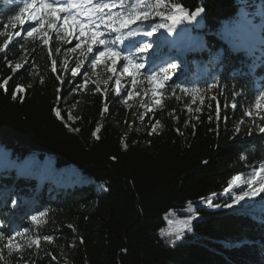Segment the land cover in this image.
<instances>
[{"label":"trees","instance_id":"1","mask_svg":"<svg viewBox=\"0 0 264 264\" xmlns=\"http://www.w3.org/2000/svg\"><path fill=\"white\" fill-rule=\"evenodd\" d=\"M262 1L167 0L165 17L173 4L202 9L206 27L174 59L157 108L140 123L138 108L114 90L112 60L89 61L87 47L105 49L93 31L108 47L116 43L118 27L109 21L132 18L153 0H92L94 16L74 37L49 28L54 18L44 9L43 27L37 20L39 31L22 39L14 33L24 5L0 0V49L8 44L0 53V84L8 80L0 88V156L10 163L6 170L0 164V264H264V45L255 43L251 54L246 48L249 34L264 37V17L256 34L241 19ZM135 56L156 58L120 54L114 66L128 75L124 58ZM129 71L126 84L134 80L141 93L150 87L143 71ZM30 155L34 169L25 162ZM71 167L79 180L66 176ZM45 168L58 175L38 174ZM237 175L239 193L256 191L258 208L200 206ZM188 204L197 205L191 229L163 236L168 212Z\"/></svg>","mask_w":264,"mask_h":264},{"label":"rangeland","instance_id":"2","mask_svg":"<svg viewBox=\"0 0 264 264\" xmlns=\"http://www.w3.org/2000/svg\"><path fill=\"white\" fill-rule=\"evenodd\" d=\"M142 0H138L141 2ZM31 2V0H29ZM37 4L40 3V0H36ZM45 3L53 4L54 8L64 7L67 10L65 12H57L55 13V25L57 28H64L67 33H71L68 35L70 37H74L78 31V24L73 21H79L83 26L90 24L91 19L94 16V7L91 5L92 0H59V2H55L54 0H44ZM15 3L24 5V0H15ZM68 4H72L71 8H68ZM83 6V7H81ZM143 6V5H142ZM167 0H160V3H157V0H153L152 5L146 7V10L143 11H135L134 15H144L148 14L149 20H132L131 23L128 24L127 28H121L116 36V43L110 44L109 48L113 51V45L116 48L117 52H119L122 56H127L129 53L139 54L145 52L148 55H155L156 58L153 61H145L140 56H135L131 60L134 64H142L143 67L138 69V71H143L144 74L149 76L148 83L150 85L149 88L143 89V92H138L135 87H133L134 80H131L126 84L125 79L127 78V74L123 71H119L117 67L114 65L109 68L111 74V80H113V87L116 94L121 98L124 105H135L138 108L139 118L137 121L140 123L143 121L140 119L143 116L145 117L146 112H149L148 109L154 110L157 108L158 101V92L157 89L162 85V82L165 80H170L173 77L172 71H168L170 67L176 66L177 60H174L178 56L183 54V51L186 50V45L188 41L193 37V34L183 33L184 29L182 26V19L173 24L171 19H167V17L173 16L175 13V9L172 7V11L168 12L169 14L166 17L163 15V11L168 9ZM243 13V12H242ZM42 16V13H40ZM68 17L67 24L64 23V18ZM264 16V0L262 1L259 10H252L251 13H243L241 14V19L247 23H253L256 25L261 20V17ZM117 17L120 20H131L126 14H119ZM54 18V17H53ZM23 19L25 21L24 24H21V34L20 37L27 35L25 29L27 28L29 31L32 26L37 27V20H29L28 13L25 12ZM165 19V20H164ZM112 23H116L117 27H119V20L115 19ZM165 25L164 27H160V25ZM156 28V31L153 32L151 36H147L145 33L151 31L152 28ZM171 27L172 31H168V28ZM256 27L253 26V31H255ZM129 32L134 33L133 35H129ZM93 33H97L93 31ZM181 34L182 44L175 47V38H177ZM160 36V37H159ZM17 37V36H16ZM120 37V39H117ZM160 38L161 42L158 40ZM254 36L249 38L247 50H249L250 54L253 50H256V47L252 48V43H254ZM102 39L101 36L98 35L95 37V40ZM264 39V38H263ZM165 45H164V44ZM144 44H151V48H148L144 51H140L141 46ZM92 45H94L92 43ZM264 45V44H263ZM101 46V44H100ZM105 50V49H104ZM104 50H96L93 49L92 53H89V61L99 57V51ZM119 59L116 58V61ZM76 74L78 70H75ZM73 73V72H72ZM155 77V80L152 78ZM119 81V83H117ZM137 88H142V86H136ZM131 93V96L128 95ZM152 129L156 127L151 125ZM133 130H139L134 125L131 126ZM25 162L27 165H30L31 169H34V165L32 164V155H30ZM47 164L50 166V160L46 159ZM0 164L1 169L6 170L10 167V163L7 161L5 153L1 152L0 156ZM21 166V165H20ZM26 167L22 171L24 173ZM50 170V169H49ZM48 172V168H45L38 174L44 175ZM7 175V173H6ZM57 172L50 170L48 172V177L53 179L57 176ZM66 176H75L77 180L78 171L71 167L66 171ZM232 185V183L230 184ZM229 185V186H230ZM237 185H241L237 183L236 185L228 186L222 193L218 194L216 197H210L205 202L200 204V206L207 208L209 210H217L221 209L220 207L227 209L228 211L232 210H247L249 208L256 209L260 205L257 202V195L246 197L245 200L240 201L239 203L234 202V198L236 196L242 195L243 193H239V187ZM237 190V191H235ZM32 191V190H31ZM218 199L222 201H228L226 206H220L216 203ZM28 200L27 198L24 201ZM210 202V203H209ZM231 205V207L227 206ZM196 204H188L185 207L178 208L177 210L169 211L167 214L166 225L162 229L161 234L166 237H180L181 234L185 230L191 229V224L194 222L195 218H197L194 214V209Z\"/></svg>","mask_w":264,"mask_h":264},{"label":"snow or ice","instance_id":"3","mask_svg":"<svg viewBox=\"0 0 264 264\" xmlns=\"http://www.w3.org/2000/svg\"><path fill=\"white\" fill-rule=\"evenodd\" d=\"M55 2H59V0H54V3ZM157 3L159 4L160 3V0H157ZM72 7V4H68V8H71ZM83 7V6H81ZM173 8L175 9V13L173 16L171 17H167V19H171L173 21V24L179 22L182 18H187L186 14L184 13V10L183 8L178 5V4H173ZM44 9H51V11L48 13L49 16H53L54 19L53 21L49 22L48 24V27L49 28H53L55 27V13L57 12H65L67 9L64 8V7H57V8H54L53 7V4L51 3H45L44 0H40V3L37 4L36 0H31V2H29V0H24V6L22 8H20V14L17 15L15 17L16 20H18L21 24H24L25 21L23 19V14L25 12L28 13V19L29 20H39L41 22V27H43V16L40 15V13H42L44 11ZM201 11V9H197V11L195 13L192 14V18L194 19L196 15L199 14V12ZM99 19L103 20L104 18L103 17H99ZM117 20H119V27L118 28H114L113 30L114 31H119L121 28H127L128 24L132 22V20H142V21H147L149 20V16L148 14H144V15H136L134 17L131 18V20H120L119 17L116 18ZM68 22V17L66 16L64 18V23L67 24ZM74 23L78 24L81 28V31H80V35H84V32H83V24H80L79 21H76L74 20L73 21ZM109 23H112V21L110 20ZM165 25H160V27H164ZM13 27H15V25H13ZM25 31L27 32V35L29 37L33 36L34 33H37L39 31V29L35 26H32L31 27V30L29 31L27 28L25 29ZM156 31V28H152L151 31H148L146 32L145 34L147 36H151L153 34V32ZM168 31H172V28L169 27L168 28ZM134 33L132 32H129V35H133ZM15 36L17 37H20V33L19 32H15L14 33ZM46 36V33L44 34ZM68 35H71V33H68ZM98 35V33H93L92 34V39L93 41L95 42V37ZM22 39V37H21ZM117 39H120V37H117ZM8 40L11 41L12 40V37H8ZM44 43L47 44L48 43V40L45 38L44 39ZM99 44L101 45H104L105 46V50L104 51H99V57L96 58V62L99 63L100 60H102L103 58L105 57H108L109 59L112 60V63L113 65H115L116 63V58H118L120 56V53L117 52V51H113L111 48L108 47V44L110 43L109 41H106L104 39H100L98 41ZM76 47H80V45L78 44ZM148 48H151V44H144L141 46V49L140 51H144ZM8 49V44L5 43L4 44V48L0 49V53H4L6 52V50ZM73 51H75V49H73ZM93 52V48L91 46V44H89V46L87 47V53H92ZM81 55H84V53L82 52ZM126 61H127V64H125L124 66V71L128 73V75H132L131 71H129V66L135 68V69H140L141 67H143L142 64H134L133 61L131 59H129L128 57H125L124 58ZM7 63V61H6ZM53 71H55V65H56V61H53ZM21 67L20 64H16L15 65V68L16 69H19ZM76 72L75 70L73 71V75H75ZM10 79V78H9ZM153 80H155V77L152 78ZM8 83V80H4L3 84H0V88H5L6 90V85ZM117 83H119V81H117ZM133 83H135V81H133ZM17 92L19 91H22V89L18 88L16 90ZM129 96H131V93H128ZM13 99H17V96H16V93L14 92L13 94ZM264 99V98H262ZM159 103V101H157ZM233 108H235V105L233 104L232 105ZM256 107L257 108H260L261 107V104L260 102L258 101L257 104H256ZM148 111L150 112L151 109H148ZM189 111H191V109H189ZM197 111H199V109H197ZM217 114H219V109H217ZM61 115V112L59 109L56 110V116L57 117H60ZM247 115L251 116V113H247ZM141 120H143V116L140 117ZM99 131V130H97ZM154 131V130H153ZM237 131H239L237 129ZM260 131L261 132H264V127H261L260 128ZM262 170H264V165H261L260 166ZM255 176V173H253V177ZM237 181H241V176L240 175H237L233 181H232V185H236ZM260 184L262 185V187H260L258 189V191L260 192H264V176H262L260 178ZM243 183H251V181H243ZM232 185H230L229 187H231ZM239 186V185H237ZM256 195V191H244L242 195H239V196H236L234 198V202L235 203H239L240 201H243L245 200L246 197H251V196H254ZM210 203V202H209ZM229 207H231V205H227ZM33 221L35 220V216H33ZM3 231V225L2 223H0V232ZM163 231V230H161ZM179 238V237H178ZM45 239H51V237H46ZM18 247V246H16ZM9 251H11V247L9 248Z\"/></svg>","mask_w":264,"mask_h":264},{"label":"water","instance_id":"4","mask_svg":"<svg viewBox=\"0 0 264 264\" xmlns=\"http://www.w3.org/2000/svg\"><path fill=\"white\" fill-rule=\"evenodd\" d=\"M196 11L197 9L192 12H189L188 10H186L185 14L187 18H182L186 30L191 31V32L202 31L206 27L205 20H204V12L202 9L199 12V14L195 16L194 19L192 18V14L195 13Z\"/></svg>","mask_w":264,"mask_h":264},{"label":"clouds","instance_id":"5","mask_svg":"<svg viewBox=\"0 0 264 264\" xmlns=\"http://www.w3.org/2000/svg\"><path fill=\"white\" fill-rule=\"evenodd\" d=\"M222 193V192H221ZM220 194V193H219Z\"/></svg>","mask_w":264,"mask_h":264},{"label":"built area","instance_id":"6","mask_svg":"<svg viewBox=\"0 0 264 264\" xmlns=\"http://www.w3.org/2000/svg\"><path fill=\"white\" fill-rule=\"evenodd\" d=\"M228 188V187H227Z\"/></svg>","mask_w":264,"mask_h":264}]
</instances>
